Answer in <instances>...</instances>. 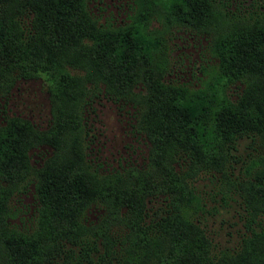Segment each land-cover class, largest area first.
<instances>
[{"label":"trees","instance_id":"1","mask_svg":"<svg viewBox=\"0 0 264 264\" xmlns=\"http://www.w3.org/2000/svg\"><path fill=\"white\" fill-rule=\"evenodd\" d=\"M121 6L129 8L117 18ZM152 18L162 26L151 40L137 23L142 30ZM170 21L198 46L185 80L164 78L174 66ZM84 64L92 87L70 71ZM40 72L48 129L16 115L0 120V264H264V0H176L171 9L159 0H0V111L17 80ZM234 82L241 87L231 98ZM99 92L133 110L140 162L129 154L98 171L84 152V111ZM41 144L53 151L35 167L28 150ZM235 163L247 231L216 252L190 217L199 205L192 178L200 170L228 178ZM29 184L35 217L25 228L9 216L12 193ZM92 206L102 210L95 222L86 217Z\"/></svg>","mask_w":264,"mask_h":264},{"label":"rangeland","instance_id":"2","mask_svg":"<svg viewBox=\"0 0 264 264\" xmlns=\"http://www.w3.org/2000/svg\"><path fill=\"white\" fill-rule=\"evenodd\" d=\"M168 9L172 8L173 2L176 0H159ZM109 3H119L129 5L130 0H103V5ZM95 2L89 1V6L92 10H95ZM123 8V11L120 9ZM129 7H120L116 16L117 18L127 12ZM96 11V10H95ZM121 13V15H120ZM99 20H102L101 14H106V10L103 7L102 12L97 13ZM129 21V20H128ZM140 27V31L146 36L155 37L156 30L162 26V23L152 18L149 23L141 30V21L137 23ZM168 30L174 33L170 41V62L172 63V70L165 74V80H185L187 75L183 72H176L175 68L180 67L184 58L196 59V48L193 49L185 44L182 36L179 37L176 26L172 21L168 24ZM148 31H152L150 34ZM183 41V42H182ZM71 73H75L76 76L81 77L82 84L85 86L93 85L91 76L86 73L87 69L81 65V67H74ZM178 73V74H176ZM186 74V73H185ZM196 79V78H195ZM194 85L197 80L190 81ZM92 87V86H91ZM144 92L142 85H137ZM241 85L238 82L230 84L226 93L231 98L239 91ZM88 93V91H87ZM4 100V107L0 111V120L3 119L5 114L16 115L18 117L27 119L32 124L40 129L47 130L51 124V95L48 91V78L43 72H40L38 76H32L25 79L17 80L9 89ZM55 97V96H54ZM72 103V102H71ZM60 106L67 108L64 101H60ZM133 111L131 108L121 106L101 92L94 96L90 100V106L86 107L85 121L89 128V143L84 147V152L88 158L96 161V169L98 171L110 170L112 167H116L123 158L131 154L135 158V161L140 162L143 153V145L136 142L133 138V134L130 133V124L133 117L129 116ZM248 139H239L237 144V154H239L240 160H244V163L239 162L240 166L246 164L247 158L245 157L247 150L246 145ZM87 144V141L85 140ZM85 145V144H84ZM133 149V151H131ZM52 147L48 144H41L38 147L29 149V161L31 165L40 167L47 157L52 154ZM175 163L177 169L182 166V161L178 160ZM239 163H235V169L231 173L228 172V178L220 176V173L206 172L200 170L194 178H192V184L195 188V192L199 199L198 207L195 206L190 210V217L197 220L198 223L204 228L208 236L211 238L214 250L216 252L220 250H232L235 248L242 234L246 229V214L242 209V203L240 197L236 194V190L233 186V182L239 176L237 169ZM93 167V166H92ZM253 171H251L252 173ZM242 177V176H239ZM240 179V178H239ZM34 197L32 194V186L29 184L25 189H18L12 193L11 203L15 208L16 215H10L9 220L22 227H32L34 224L35 213L34 209ZM110 208H112L110 206ZM102 210L96 206L90 207L86 212L87 220L95 222L97 221L98 214Z\"/></svg>","mask_w":264,"mask_h":264},{"label":"flooded vegetation","instance_id":"3","mask_svg":"<svg viewBox=\"0 0 264 264\" xmlns=\"http://www.w3.org/2000/svg\"><path fill=\"white\" fill-rule=\"evenodd\" d=\"M183 41H185L186 43L185 44H187V46H190L192 49H193V47H194V42L191 40V39H188V40H183ZM182 41V42H183ZM198 52V46H197V48H196V51H195V53H197ZM197 58V57H196ZM195 59H194V57H192L191 59H188V58H184V60H183V62L180 64V67H183V70L182 69H177V72L179 73V72H183V74L184 75H187V78H190L191 77V65H192V63H193V61H194ZM186 63H188V64H186ZM186 73V74H185ZM31 149V148H30ZM29 151V150H28ZM29 154V153H28ZM124 159V158H123ZM123 159L121 160V162L123 163ZM117 161H116V166H117ZM111 169V168H110Z\"/></svg>","mask_w":264,"mask_h":264}]
</instances>
